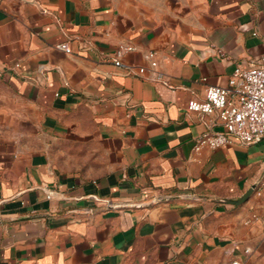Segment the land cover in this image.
Masks as SVG:
<instances>
[{"label": "crops", "instance_id": "obj_1", "mask_svg": "<svg viewBox=\"0 0 264 264\" xmlns=\"http://www.w3.org/2000/svg\"><path fill=\"white\" fill-rule=\"evenodd\" d=\"M263 34L264 0H0V264H264V144L196 152L188 110Z\"/></svg>", "mask_w": 264, "mask_h": 264}, {"label": "built area", "instance_id": "obj_2", "mask_svg": "<svg viewBox=\"0 0 264 264\" xmlns=\"http://www.w3.org/2000/svg\"><path fill=\"white\" fill-rule=\"evenodd\" d=\"M261 37L264 41V34ZM58 47L69 51L68 42L61 43ZM134 49L131 45H122L118 56L124 51ZM145 60L148 67L139 66L137 74L151 81H166L165 74L159 69L155 52L148 51ZM115 64L121 65L120 57L115 59ZM128 71L132 72L131 69ZM188 110L211 117V129L195 140L196 152L206 147L219 148L235 142L247 145L264 144V53L249 69L236 68L226 86H206L202 99L189 100ZM213 126L221 128L214 130ZM256 195L264 198V177L256 190Z\"/></svg>", "mask_w": 264, "mask_h": 264}, {"label": "water", "instance_id": "obj_3", "mask_svg": "<svg viewBox=\"0 0 264 264\" xmlns=\"http://www.w3.org/2000/svg\"><path fill=\"white\" fill-rule=\"evenodd\" d=\"M250 193H251V191H249L245 196H243L239 200H222V201L231 202V203H234V204H240V203H243L245 200H247V198L249 197Z\"/></svg>", "mask_w": 264, "mask_h": 264}, {"label": "rangeland", "instance_id": "obj_4", "mask_svg": "<svg viewBox=\"0 0 264 264\" xmlns=\"http://www.w3.org/2000/svg\"><path fill=\"white\" fill-rule=\"evenodd\" d=\"M2 88H1V83H0V94H1Z\"/></svg>", "mask_w": 264, "mask_h": 264}]
</instances>
